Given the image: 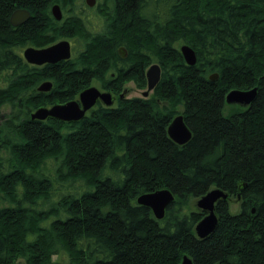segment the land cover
<instances>
[{"label": "trees", "instance_id": "trees-1", "mask_svg": "<svg viewBox=\"0 0 264 264\" xmlns=\"http://www.w3.org/2000/svg\"><path fill=\"white\" fill-rule=\"evenodd\" d=\"M18 8L31 17L16 27ZM62 39L73 54L57 64L21 52ZM154 62L152 95H123L130 81L147 88ZM94 82L115 104L98 101L78 121L32 118ZM253 88L251 105L226 102ZM178 114L192 131L182 145L168 134ZM214 188L228 198L202 239L206 212L187 208ZM161 189L175 199L158 219L137 199ZM184 255L264 264V0H0V264H181Z\"/></svg>", "mask_w": 264, "mask_h": 264}, {"label": "water", "instance_id": "water-1", "mask_svg": "<svg viewBox=\"0 0 264 264\" xmlns=\"http://www.w3.org/2000/svg\"><path fill=\"white\" fill-rule=\"evenodd\" d=\"M90 7H94L97 0H86ZM52 14L57 20L63 18L61 7L56 4L52 8ZM31 17V13L27 9H16L10 18L13 26H20L26 23ZM181 52L187 64L194 65L197 62L195 50L189 45H182ZM122 56L126 55V49L120 48ZM25 60L33 65L57 64L63 60H68L72 57V45L69 39H62L47 47L37 48L34 46L27 47L23 52ZM161 66L158 63L152 64L146 71L147 89L144 96L148 97L158 85L161 79ZM213 81L217 80L218 74H213L210 77ZM51 81L43 82L39 90L48 92L52 89ZM257 97V88L250 90L234 89L226 96V102L232 105H240L247 107ZM102 101L105 105H113V97L110 92L101 91L98 87L92 85L82 91L78 99L71 100L65 103H57L50 107H40L32 113L33 119L45 120L49 117L63 121H78L91 110L98 101ZM168 134L172 140L178 144H185L192 138V131L187 126L183 114H178L174 117L168 127ZM228 194L220 188L211 189L196 202L197 207L206 212V215L197 223L195 227L196 235L199 238H206L218 227L219 217L216 212V205L220 199H227ZM175 196L169 189H161L150 193L142 194L138 197L139 204L150 207L156 218L162 219L166 214L168 206L174 201ZM181 264H195L193 259L184 255Z\"/></svg>", "mask_w": 264, "mask_h": 264}, {"label": "rangeland", "instance_id": "rangeland-1", "mask_svg": "<svg viewBox=\"0 0 264 264\" xmlns=\"http://www.w3.org/2000/svg\"><path fill=\"white\" fill-rule=\"evenodd\" d=\"M156 63V62H154ZM94 86L98 87L101 91H104L102 89V87L100 86V83L98 82H94L93 84ZM125 90L123 91V95L131 98V97H142V98H146L144 96V92L146 91L147 88H144V89H141V88H138L134 82L130 81L128 83L125 84L124 86ZM153 92V91H152ZM152 92H150V94L148 95L151 96L152 95ZM3 112H5V110H3ZM198 199H195V200H192L189 204V207L187 208L188 210H192V209H197V205H196V202H197ZM239 210V202L236 200V199H233L232 202H231V211L233 213H236L237 211ZM58 259V258H56Z\"/></svg>", "mask_w": 264, "mask_h": 264}, {"label": "flooded vegetation", "instance_id": "flooded-vegetation-1", "mask_svg": "<svg viewBox=\"0 0 264 264\" xmlns=\"http://www.w3.org/2000/svg\"><path fill=\"white\" fill-rule=\"evenodd\" d=\"M95 7V6H94ZM93 8V7H92ZM17 27V26H16ZM70 40V39H69ZM70 42H71V45H72V47H73V44H72V41L70 40ZM54 44V43H53ZM52 45V44H51ZM29 46H32V45H28V46H26V47H24L22 50H21V52H22V54H23V52H24V50L27 48V47H29ZM49 46V45H48ZM45 47H47V46H45ZM37 48H39V47H37ZM42 48V47H41ZM120 52V51H119ZM72 54H73V49H72ZM124 58H126L127 57V51H126V55L125 56H123ZM101 86V85H100ZM103 89V88H102ZM104 91H107V90H105V89H103ZM107 92H110V91H107ZM111 93V92H110ZM112 94V93H111ZM112 97H113V101H114V103L113 104H115V102H116V99H115V97L113 96V94H112ZM100 101V100H99ZM102 102V101H101Z\"/></svg>", "mask_w": 264, "mask_h": 264}]
</instances>
